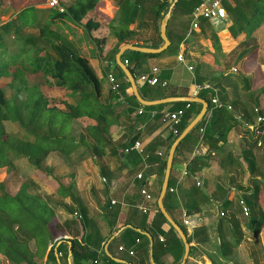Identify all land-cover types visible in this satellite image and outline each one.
Here are the masks:
<instances>
[{
    "label": "crops",
    "instance_id": "crops-1",
    "mask_svg": "<svg viewBox=\"0 0 264 264\" xmlns=\"http://www.w3.org/2000/svg\"><path fill=\"white\" fill-rule=\"evenodd\" d=\"M242 1L224 0L223 2L237 9ZM31 5L43 7L38 6L34 0L0 2V24L14 17L22 8ZM100 5L106 10L113 8L109 15L114 14L115 0H100ZM228 15L231 18L229 12ZM200 19L198 28H191L190 22L183 30L184 34L178 36L171 31L168 38L171 42L176 43L179 37L181 38L176 53L158 57H139L134 64L132 63V68L139 94L143 92L149 96L146 100L182 96L205 100L197 95V92L204 89L196 90L198 87L207 85L213 91V95L209 94V98L212 100L215 97L220 103L225 104V111L220 113L223 118L211 130L206 128L212 111L217 107L212 103L209 105L205 100L208 107L204 114V124L201 126L203 129L199 131L200 138L196 141L195 137H192L187 144L189 147L193 145L192 141L194 142L191 154L186 150L180 153L184 161L178 159L172 163L170 187L174 188V191L171 192L165 209L180 223H183L185 215L192 216L188 218L191 225H184L190 236H193L196 228L208 227V234L198 232L196 238L193 237L192 242L189 243L190 246L195 247V250L188 256L185 264H223L224 262L244 264L240 260L232 261V258L247 245L244 241L246 235L231 258H222L218 252L219 237L213 232V227L218 221L219 213L217 214L216 211L220 207L215 202L231 196L232 206L239 205L240 196L243 193L239 189L252 185V177L247 168L250 163L254 164L256 178L263 174L264 122H256L258 115L254 107L261 111L259 115L264 116V63H257L255 54L258 49L247 40L245 32L236 35L230 32L231 19L225 23L219 21L218 25L209 20ZM63 21L69 22V30L74 32L78 30L83 33L81 27L67 19ZM150 23L153 24V20H150ZM220 23L225 26L220 33L216 34L212 29L219 27ZM60 24V21L53 23L54 26ZM26 29L29 28L26 27ZM144 30L147 29L138 30V33L130 39V45L149 47L144 43L155 41L156 35L144 34ZM64 32L67 44L89 61L100 82L98 97L89 85L84 92H69L67 102L110 119L111 135L108 144L95 146L92 139L86 136L83 123L74 119L69 130V137L74 142L42 143L41 147L50 153L40 160V168L33 165L34 171L30 175L27 176L17 165L16 162L20 159L15 160L20 175L31 178L35 182V192L47 200L54 210L56 220L50 227L52 241L46 246L42 242L37 245L33 240L29 243V248L34 253L33 260L36 264H52L47 258L49 250L53 248L57 264H110L104 260L103 254L118 264H138L139 262L151 264L150 242L146 235L148 233L153 240L152 257L153 245L156 244V261L153 258L154 262L174 264L175 254L162 251L160 244L163 241L159 237L162 235L153 238L145 228L150 227L151 220L157 212L156 201L161 186L160 169L163 161L166 162L168 146L176 138L171 133L167 120L164 119L165 113L170 111L172 103L175 102L164 103L167 105L160 110H143L141 114L138 113L141 108L137 107L130 98L131 87H126L119 74L115 72L116 54L114 63L108 59L109 51L116 42L115 36L109 35L105 46L99 52L89 36L71 34L67 29ZM223 32L226 34H222ZM251 47L254 49L252 50ZM243 52L245 53L242 54ZM124 53L121 55L122 62L125 58L134 59V56L124 58ZM179 54H182L181 60L177 57ZM154 68H156L155 75L158 79L167 82L165 87L139 81V75L144 73L152 75ZM233 68H236V71ZM240 72L244 75H240ZM109 74L119 81L122 90H113V84L108 79ZM196 103H199L201 108L202 104ZM145 114H147L146 117ZM205 132L207 133L203 139ZM135 134L142 148L125 151V147L132 145L127 144L129 138ZM219 134H223L224 138L216 142ZM192 160L195 162L191 165V170L198 175L197 182L203 192L211 196L212 204H201L198 207L197 197L189 192L192 183L187 178V174H189L188 166ZM0 173V180H2L6 174L5 168H0ZM138 174H142L141 179L137 178ZM68 175L72 177L66 178L63 184L59 185V179ZM67 184L71 185L70 190L66 188ZM143 187L151 195V199L147 200L140 192ZM188 210H191L190 213ZM76 211L78 216L75 214ZM196 215H198L197 220L193 218ZM73 219L84 221L85 225L81 228L84 231L83 240L77 235L75 238L81 244L86 243V239V245L96 257L95 263H93L94 259L87 258L85 255L81 259H73L71 239L77 229L72 224ZM168 227L169 225L165 224L163 229L167 231ZM241 228L245 233L250 232L245 224H242ZM126 229L145 235L147 243L143 238L133 241V235L126 233ZM247 239L250 240L248 237ZM253 240L257 241L258 246L255 252H248L252 262L250 264H264V227L259 231L258 237ZM62 244H65L63 251L57 253L58 246ZM120 246L124 249H119ZM145 247H148V262L145 259ZM130 249L134 250V254H129ZM0 264L15 263L0 255Z\"/></svg>",
    "mask_w": 264,
    "mask_h": 264
},
{
    "label": "trees",
    "instance_id": "trees-1",
    "mask_svg": "<svg viewBox=\"0 0 264 264\" xmlns=\"http://www.w3.org/2000/svg\"><path fill=\"white\" fill-rule=\"evenodd\" d=\"M3 1L0 0V2ZM201 1L177 0L166 26L168 38L171 31L178 36L184 34V28L192 21L193 11ZM59 3L60 7L63 8L62 12L59 11L60 7L54 8L48 5L36 7L31 5L22 8L14 17L0 24V168L6 170L5 176L0 180V255L15 264H36L29 243L33 240L37 245L42 242L46 246L53 239L50 227L56 221L53 208L46 199L35 192V182L31 178H24L20 175L15 160L26 158L30 164L40 168V160L50 153V151L41 147L42 143H48L49 141H57V143L74 142L69 137L70 125L74 119L83 123L86 136L92 139L95 146L110 142L111 132L109 127L112 124L110 119L105 118L102 114H93L84 107L71 105L67 102L66 95L69 92H84L89 85L92 86L95 96L98 97L100 82L89 61L67 44L63 33L53 23L67 19L74 25L81 27L91 41L94 42L99 52L105 46L107 37L114 35L116 42L108 55V59L114 63L116 52L122 45L130 44V39L138 33V30L152 29L156 35L155 41L142 43L153 48L161 46L163 41L159 35L160 22L169 8V0H115V12L110 16L109 13L113 8L103 9L100 0H59ZM223 4L226 7L227 15L222 21L225 23L228 22V19H231L229 30L233 35L245 32L252 25L264 23V0H243L237 9L227 5L226 2H223ZM52 10H55V12H52ZM228 12L231 14V18ZM150 20H153V24L150 23ZM26 27L37 30L38 33H27ZM180 41V37L176 43L170 40V45L156 54L128 50L123 57L134 56V59H123L128 61L127 67L134 76L132 63L134 64L137 58L143 56L158 57L164 54L176 53ZM114 69L123 80V84L130 88L124 73L115 63ZM31 76L38 77V82L34 85H29L28 78ZM116 82L119 89L122 90L119 81ZM5 87L15 90L18 95L22 93L23 97L20 99L16 97L7 99L4 92ZM52 88L62 92L63 97L60 102L63 107L53 103L47 92L44 91ZM211 90L206 88L197 93L199 97L208 101L209 105L212 103L209 98V94L213 95ZM140 94L144 99L149 97L147 93L141 92ZM130 98L137 107L144 111L160 110L167 105L142 106L135 99L132 91ZM221 104V107L214 108L212 111L206 129L210 128L212 130L214 125L223 118L220 113L225 111L226 106L223 103ZM256 108L254 107V110ZM179 109L184 110L181 122L178 125L180 134L189 120L199 112L200 104L196 102L172 103L170 111ZM260 113L261 111L258 109L256 115ZM146 116L147 114H145ZM6 121L18 125L19 128L29 133L33 140L14 135L5 127L4 122ZM204 121L205 116L178 143L173 163L178 159L183 160L180 157L183 150L191 154L194 142L192 141L193 145L189 147L187 144L192 137H195L196 141L200 138L199 131L203 129L201 126H203ZM207 132L203 134V139ZM223 138V134H219L216 142ZM136 141H138L137 135H131L127 144H133ZM194 162L192 160L188 166L189 174H187V178L192 183L189 192L197 197L196 204L198 207L201 204H212L211 196L203 192L197 182L198 175L191 170V165ZM164 168L165 160L159 173L160 184L164 175ZM247 168L252 177V185L241 187L239 190L243 191L240 198L249 207V214H243L240 204L232 206L233 199L231 196L220 201L219 207L224 211V215H218V221L216 225L214 224L213 232L219 237L218 252L222 258H231L244 235H246L241 228L242 224L246 225L254 238L258 237L259 231L264 227V171L259 178H256L254 164L250 163ZM171 175L172 169L168 188L163 198L165 208L171 195L169 191ZM70 177L72 176L68 175L59 179V185ZM66 188L70 190L71 185L67 184ZM190 211L188 210L189 213ZM77 213L76 211L75 214L78 216ZM240 214L245 216L244 220L240 218ZM169 215L182 228L188 243L192 242L193 237L196 238L198 232L208 234V227L200 226L194 230L193 236H190L186 228L183 227L184 224L180 223L172 214L169 213ZM197 216H193V218L195 217V220H197ZM191 217L190 214H187L184 218ZM165 220L157 208L150 227L145 228V230L151 233L153 238L159 235L164 237L163 242L160 244L162 251L174 253V264H177L182 258L184 246L178 234L170 225L167 231L163 229V226L168 224ZM72 224L77 228L71 239L73 259H81L85 255L87 258L94 259L93 263H95L96 257L86 245V239V243L81 244L75 238V235H77L82 237L83 240L84 231L81 228L85 225L84 221L73 219ZM126 233L133 235V241L143 238L147 243V237L139 232L126 229ZM64 246L65 244L59 245L57 253L62 252ZM144 249H146L145 259L148 262V247ZM194 250L195 247L190 246L189 255ZM103 256L104 260L110 262V264H118L104 254ZM153 258L156 261V244L153 245ZM47 259L52 264H57L53 248L49 250ZM148 264L150 263L148 262Z\"/></svg>",
    "mask_w": 264,
    "mask_h": 264
},
{
    "label": "water",
    "instance_id": "water-1",
    "mask_svg": "<svg viewBox=\"0 0 264 264\" xmlns=\"http://www.w3.org/2000/svg\"><path fill=\"white\" fill-rule=\"evenodd\" d=\"M177 0H169V8L168 11L163 15V18L160 22V27H159V35L160 38L162 39L163 43L161 46L156 47V48H152V47H139V46H134V45H130V44H126V45H122L118 52L115 55V59H116V63L117 65L120 67V69L122 70V72L124 73L127 81L130 84L131 87V91L132 94L134 95V97L137 99V101L143 105V106H152V105H158V104H164V103H171V102H176V101H184V102H200L202 104L199 112L188 122V124L184 127V129L182 130V132L174 139V141L172 142V144L169 147L168 150V154H167V158H166V162H165V169H164V175L162 178V183L160 186V191H159V195L157 197V207L158 210L161 212V214L164 216V218L166 219L165 221H167L168 225H170L178 234L179 238L181 239L183 246H184V251H183V255L182 258L180 260V262H178L177 264H185L186 260L189 256V251H190V245L187 241V237L184 233V231L182 230V228L173 220V218L169 215V213L167 212V210L165 209L164 203H163V198L166 194L167 188H168V181H169V176H170V172H171V168H172V163H173V157H174V153H175V149L178 145V143L195 127V125L203 118L208 104L205 100L198 98V97H191V96H182V97H166V98H162V99H157V100H146L143 99L141 97V95L138 92V87L135 81V78L133 76V74L130 72V70L128 69V67L122 62L121 60V55L127 51V50H137L139 52L142 53H159L163 50H165L169 45H170V41L166 35V26H167V22L168 19L171 15V11L172 8L174 7V5L176 4ZM146 235L149 238V242H150V262L151 264H156L153 260L152 257V252H151V248H152V244H153V240L151 238V236L146 233Z\"/></svg>",
    "mask_w": 264,
    "mask_h": 264
},
{
    "label": "rangeland",
    "instance_id": "rangeland-1",
    "mask_svg": "<svg viewBox=\"0 0 264 264\" xmlns=\"http://www.w3.org/2000/svg\"><path fill=\"white\" fill-rule=\"evenodd\" d=\"M34 2L38 5V6H43L44 5H48V0H34ZM52 12H55V10H52ZM6 16V14H5ZM201 20V19H200ZM61 24L57 26L58 30H60L63 34H66L64 32L65 29H67L71 34H85L86 32L83 31V33H80L78 30V32H74L68 29L69 26V22L66 21H60ZM216 24L218 25L219 22H216ZM224 24L220 23V26L217 27L216 29H212L214 30L213 32L220 33L221 29L224 28ZM27 33H31V34H37L38 31L34 30V29H26ZM144 34H155L152 29H147ZM222 34H226V32H223ZM245 34L247 35V40L250 43H253L252 46L257 47L258 51L255 54V59L257 60V63H264V23L260 24V25H252L249 27V29H247L245 31ZM236 66V65H234ZM264 73V72H263ZM244 75V73L240 72V75ZM29 80V85H34L38 82V77L37 76H31L28 78ZM119 90V88H118ZM45 92H47L48 96L51 98V100L53 101V103H55L56 105H58L59 107H63V104L60 102V99L63 97V94L60 90H57L55 88L52 89H46L44 90ZM4 92H5V96L7 99H13L14 97L20 99L23 97L22 93H20L19 95L15 92V90L9 88V87H5L4 88ZM69 94V93H68ZM68 94L66 95V98L68 96ZM69 97V96H68ZM18 101V100H17ZM5 127L11 131L14 135H16L17 137L23 138V139H32V136L27 133L26 131H24L22 128H19L18 125L9 123V122H4ZM71 139V138H70ZM17 165L19 166V168L21 169L22 172H24L27 176L30 175L32 173V171H34V166L31 165L26 159H20L17 162ZM0 177H1V173H0ZM238 206V205H237ZM220 212V208H217L216 213L218 214ZM240 218L242 220L245 219V216H242L241 214L239 215ZM185 227V226H183ZM186 228V227H185ZM245 240L247 245L243 246L240 249V253H238L237 255L234 256V258H232V261H236V260H240L242 261V263L246 264H250V258L248 255L249 251H253L255 252V250H257V241H254V236L251 234V232H246L245 233ZM250 238V240L247 239ZM258 253V252H257ZM252 263V262H251ZM223 264H227L226 262H224Z\"/></svg>",
    "mask_w": 264,
    "mask_h": 264
},
{
    "label": "built area",
    "instance_id": "built-area-1",
    "mask_svg": "<svg viewBox=\"0 0 264 264\" xmlns=\"http://www.w3.org/2000/svg\"><path fill=\"white\" fill-rule=\"evenodd\" d=\"M48 1H49L48 6L54 7V8L60 7L59 0H48ZM223 1L224 0H202L199 3V5L195 7V9L193 11V19L191 21V28H198V26H199L198 21L200 18L209 20V21L214 22V23L224 20L226 15H227V10L223 4ZM59 11L62 12L63 8L60 7ZM177 57H178V59L181 60L182 54H179ZM123 63L127 64L128 61L124 60ZM233 70L236 71V68H233ZM152 72H153L152 75L145 74V73L139 75V77H138L139 81L143 82V83H147L149 85L160 84L162 87H165L167 85V82L160 81L158 79V77L155 75L156 68L152 69ZM108 79L113 84V86H112L113 90H115V91L118 90L119 85L116 82L114 76L109 74ZM206 88H208L207 85L202 86V87H198L196 91H198L200 89H206ZM211 101H212V104L215 105L216 107H221V105H222L218 101V99H216L215 97L212 98ZM257 110L258 109L256 108L255 111H257ZM142 112H143V110L139 109L138 113L141 114ZM183 114H184V110L179 109V110H175V111H169V112L165 113V115H164V119L167 120L168 125H169V129L174 136H177L179 134L178 125L181 122V117L183 116ZM256 122L257 123L264 122V116L258 115L256 118ZM141 148H142L141 142L136 141L131 146H127L124 149H125V151H129V150H136V149L138 150ZM141 175L142 174H138L137 178L141 179L142 178ZM169 191L173 192L174 188L170 187ZM140 192L145 196V198L147 200L151 199V195L147 192V190L144 187L141 188ZM216 204L220 205V202H216ZM239 204L241 206L243 214L248 215L250 210H249V207L245 204V202L242 199H240ZM144 211H145V209H144ZM219 215L220 216L224 215V211L222 209H220ZM183 220H184L183 224L185 226L191 225L190 224L191 222L188 218H185ZM159 237H160L161 241L164 240V238L162 236H159ZM119 249L122 250L124 248L122 246H120ZM129 254H131V255L134 254V250L130 249Z\"/></svg>",
    "mask_w": 264,
    "mask_h": 264
}]
</instances>
